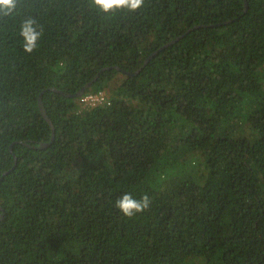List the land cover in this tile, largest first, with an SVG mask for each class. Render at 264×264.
Instances as JSON below:
<instances>
[{
  "label": "trees",
  "instance_id": "16d2710c",
  "mask_svg": "<svg viewBox=\"0 0 264 264\" xmlns=\"http://www.w3.org/2000/svg\"><path fill=\"white\" fill-rule=\"evenodd\" d=\"M247 2L0 16V264H264V0ZM125 192L149 208L123 216Z\"/></svg>",
  "mask_w": 264,
  "mask_h": 264
},
{
  "label": "clouds",
  "instance_id": "9594fccd",
  "mask_svg": "<svg viewBox=\"0 0 264 264\" xmlns=\"http://www.w3.org/2000/svg\"><path fill=\"white\" fill-rule=\"evenodd\" d=\"M144 2L145 0H89L90 6L103 14L119 11L137 12L144 6ZM18 3L19 0H0V16L11 17L15 15ZM225 22L228 23L229 21ZM42 35V27L37 24L35 18L28 17L21 22L19 36L21 47L26 53H32L38 48ZM150 203L151 200L147 194L137 198L132 192H125L117 198L115 206L123 216L132 218L148 209Z\"/></svg>",
  "mask_w": 264,
  "mask_h": 264
},
{
  "label": "water",
  "instance_id": "95a60500",
  "mask_svg": "<svg viewBox=\"0 0 264 264\" xmlns=\"http://www.w3.org/2000/svg\"><path fill=\"white\" fill-rule=\"evenodd\" d=\"M245 5H246V9H245V11H247V8H248V2H247V0H245ZM231 21H233V20H231ZM225 23H227V22H225ZM180 38V37H179ZM178 39V38H177ZM177 39H175V41L177 40ZM156 53V52H155ZM153 55V54H152ZM151 57L152 56H150L149 58H148V62H149V60L151 59ZM118 68V67H117ZM142 68V67H141ZM106 69H108V68H106ZM105 69H102L101 71H100V73H102L103 71H104ZM97 77V76H96ZM88 85V84H87ZM84 89H85V87H81L76 93H74V94H70V95H76V96H81L82 94H83V92H84ZM40 101H41V104H40V106H41V110H42V112H43V114H44V116L49 120V118H48V116H47V114H46V112H45V110H44V105H43V103H42V96H41V98H40ZM49 122L51 123V121L49 120ZM52 124V123H51ZM53 125V124H52ZM52 139H54V133H53V135H52ZM15 166V165H14ZM9 172V170H7L5 173H8Z\"/></svg>",
  "mask_w": 264,
  "mask_h": 264
},
{
  "label": "built area",
  "instance_id": "2783aa9c",
  "mask_svg": "<svg viewBox=\"0 0 264 264\" xmlns=\"http://www.w3.org/2000/svg\"><path fill=\"white\" fill-rule=\"evenodd\" d=\"M86 100H88V99H92L94 102H96L97 100H102L103 98H101V99H99L98 97H96V96H89V97H87V98H85Z\"/></svg>",
  "mask_w": 264,
  "mask_h": 264
}]
</instances>
